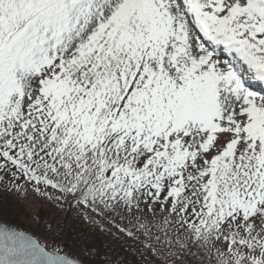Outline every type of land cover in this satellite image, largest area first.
I'll use <instances>...</instances> for the list:
<instances>
[{
	"label": "snow or ice",
	"instance_id": "6c2138e0",
	"mask_svg": "<svg viewBox=\"0 0 264 264\" xmlns=\"http://www.w3.org/2000/svg\"><path fill=\"white\" fill-rule=\"evenodd\" d=\"M249 80L264 85V0H0V183L71 197L147 264L190 243L198 264H264ZM0 264L84 261L0 221Z\"/></svg>",
	"mask_w": 264,
	"mask_h": 264
},
{
	"label": "rangeland",
	"instance_id": "374dc122",
	"mask_svg": "<svg viewBox=\"0 0 264 264\" xmlns=\"http://www.w3.org/2000/svg\"><path fill=\"white\" fill-rule=\"evenodd\" d=\"M71 204H74L71 197L63 201L62 204L55 202L54 205L51 200L39 195L35 191L29 190L26 194H22L21 191H16L15 189L6 187L4 184H0V221H5L10 225L17 226L20 229L33 234L46 242L49 247L63 245L66 252L78 255L83 259L84 264H100L97 259L91 255L93 250L91 246L92 242L83 235L84 229L85 232H93L91 229L93 226L94 232L113 231L112 233L114 235L129 239L123 232L118 231L117 228L107 220H100L99 223L94 224L90 221H85L81 217L78 220V223L81 222L83 223L82 225L76 223L73 225V229H70L66 223L62 227V224L60 223L66 215L65 213L67 211H65V209L68 210V207ZM142 207L145 206L142 205ZM158 207L159 206H157V208ZM145 211L147 212L146 207ZM149 219H151L150 215ZM161 226L163 227V225ZM152 230L156 231L155 228ZM102 235L103 234L97 235L98 239L100 238L101 241L103 240V238L101 239ZM108 239L109 237H106L105 241H108ZM129 240L134 242L131 239ZM158 246L164 248L169 247L163 233H160ZM217 246L223 247L221 244H218ZM201 247V245L190 243L189 248L185 253L182 255L178 254L176 258L180 261L186 262V264H198L201 259L206 261L209 257L206 253L199 251ZM101 264H104V262ZM105 264L107 263L105 262ZM115 264L122 263H120L118 259ZM132 264L138 263L136 262Z\"/></svg>",
	"mask_w": 264,
	"mask_h": 264
},
{
	"label": "trees",
	"instance_id": "16d2710c",
	"mask_svg": "<svg viewBox=\"0 0 264 264\" xmlns=\"http://www.w3.org/2000/svg\"><path fill=\"white\" fill-rule=\"evenodd\" d=\"M52 202L55 205V202ZM77 209L78 208L75 207L74 204L69 205L68 210L65 209V211H67L65 213L66 215L60 223L62 224V227L67 223L70 229H73V225L78 223V220L81 218L79 209ZM78 224L82 225L83 223L79 222ZM91 229L93 230V232H85L84 229L83 235H85V237H87L92 242L91 246L93 250L91 255H93L100 264L102 262H104V264L105 262L107 264H115L118 259L122 264H132L136 262L138 264H147V261L151 259V257H149L147 253H145L143 256L141 255L143 249L142 246L138 245L137 242L134 241V243L125 237L114 235L112 233L113 231L94 232L93 226ZM100 234H103L101 236V239L103 238L102 241L97 237V235ZM106 237H109L108 241H105ZM175 262L176 264H181V261L176 257Z\"/></svg>",
	"mask_w": 264,
	"mask_h": 264
}]
</instances>
